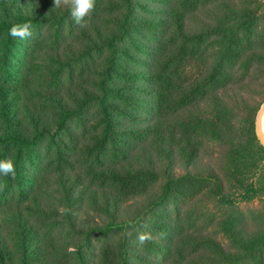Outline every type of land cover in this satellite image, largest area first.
I'll use <instances>...</instances> for the list:
<instances>
[{"label":"trees","instance_id":"16d2710c","mask_svg":"<svg viewBox=\"0 0 264 264\" xmlns=\"http://www.w3.org/2000/svg\"><path fill=\"white\" fill-rule=\"evenodd\" d=\"M85 20L0 0V264H264V0H95ZM24 21L31 38L8 35ZM29 207L80 242L43 239Z\"/></svg>","mask_w":264,"mask_h":264},{"label":"rangeland","instance_id":"374dc122","mask_svg":"<svg viewBox=\"0 0 264 264\" xmlns=\"http://www.w3.org/2000/svg\"><path fill=\"white\" fill-rule=\"evenodd\" d=\"M18 41H20V39H18ZM20 49L23 48L20 47ZM44 56L45 55H39L38 60L44 61ZM12 58L13 60H15L16 57H12ZM181 193L183 194V199H187L185 200V202L181 204L184 207V210L185 211L190 210L194 212V214L197 216L199 214H205L206 218L203 219V221L205 223L209 222L210 218L208 217L210 216V213L212 212V209L215 208V206L212 204V199L210 198V196L208 194H204L206 193V191H204L202 194L198 193L196 195H192V197L190 196L189 198H188L189 196L188 194L190 193V191L188 190V187H186L185 189H181ZM45 201H47L49 205H55V201L50 198H46ZM132 205H137V204L132 203ZM173 205H174V201H171V203L168 204V207H173ZM257 206H258L257 200L252 204H248L246 202H240L239 204V208L242 210V212L245 213V215L247 214L248 209L257 208ZM225 210H228V208L226 207ZM24 211H25L24 213L25 219H27V221L30 222V224H33V227H35L40 232L41 237L43 239H46L47 241L54 244H59L60 247L64 245L70 246V244L72 243L80 242L79 237L75 235V233H72L71 230L68 228V226H66L62 222V217L58 213L49 210L46 212L47 214H44L42 212L41 213L38 212L35 208L32 209L30 207L26 208ZM249 222H250L249 217L248 215H246L247 225H249ZM137 234L138 233L136 229L129 232V236L131 238H134L135 236H137ZM105 242H108V240L107 239H102L100 241L97 240L95 242L97 243L96 247L94 249H89L90 252L87 251L92 254V258H93V254H98L100 253V251H102L103 244ZM133 244L135 245V247L138 246L136 243ZM93 261H95V257L93 258ZM62 264H69V262L62 261Z\"/></svg>","mask_w":264,"mask_h":264},{"label":"clouds","instance_id":"9594fccd","mask_svg":"<svg viewBox=\"0 0 264 264\" xmlns=\"http://www.w3.org/2000/svg\"><path fill=\"white\" fill-rule=\"evenodd\" d=\"M54 8L67 7L70 11V15L74 22L79 26H85L87 21L85 17L94 10L95 0H53ZM8 35L12 38H18L20 40H27L33 36L32 24L30 21H24L19 23H14L8 29ZM16 175V167L13 159L7 157L5 159H0V176L13 178ZM7 184L5 181L0 180V192H3ZM62 211H67L63 209ZM153 237L151 233L140 232L137 234V242L139 245H143L146 242L152 240Z\"/></svg>","mask_w":264,"mask_h":264},{"label":"water","instance_id":"95a60500","mask_svg":"<svg viewBox=\"0 0 264 264\" xmlns=\"http://www.w3.org/2000/svg\"><path fill=\"white\" fill-rule=\"evenodd\" d=\"M263 117H264V102L257 114L256 122H255L256 135L262 146H264V128L262 124Z\"/></svg>","mask_w":264,"mask_h":264},{"label":"bare ground","instance_id":"6f19581e","mask_svg":"<svg viewBox=\"0 0 264 264\" xmlns=\"http://www.w3.org/2000/svg\"><path fill=\"white\" fill-rule=\"evenodd\" d=\"M262 124H263V128H264V117H263V120H262Z\"/></svg>","mask_w":264,"mask_h":264}]
</instances>
